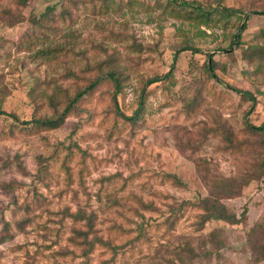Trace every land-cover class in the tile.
<instances>
[{"label": "rangeland", "instance_id": "rangeland-1", "mask_svg": "<svg viewBox=\"0 0 264 264\" xmlns=\"http://www.w3.org/2000/svg\"><path fill=\"white\" fill-rule=\"evenodd\" d=\"M72 1L0 0V264H264V133L245 124L264 123V16L236 36L264 0H184L240 11L208 27L165 0ZM97 76L59 127L30 122ZM206 197L239 224L198 228Z\"/></svg>", "mask_w": 264, "mask_h": 264}, {"label": "trees", "instance_id": "trees-1", "mask_svg": "<svg viewBox=\"0 0 264 264\" xmlns=\"http://www.w3.org/2000/svg\"><path fill=\"white\" fill-rule=\"evenodd\" d=\"M69 4H74L72 0H69L68 2ZM89 4H92V0L88 1ZM165 4L166 6L163 7V14H167L169 15L170 13L173 14V16L175 18H179L183 15H181V12H185L186 9L190 8V11L186 17L187 20H190V13L191 10L193 9L195 17L193 19V21L199 25H205L206 27H208L210 24H215L216 22H210L212 21V18H217L219 20H227L230 17H234V15L236 14H240L239 10L236 9H232V8H225V7H219V11H217L216 9H211V10H207V9H203L199 6V4H201L200 2L196 3L194 1H184V0H165ZM218 4V3H217ZM113 3L111 2L108 6H107V2L106 5H103V8L106 9L110 6H112ZM107 6V7H106ZM215 6H219V5H215ZM212 15H214V17H211ZM242 18H241V23L240 25L237 27V34L236 36L239 37V33L244 30L245 26H246V22L248 20V16L249 15H258V16H264V12H254V13H248V14H242ZM188 48V49H187ZM185 50H189V47H184L181 49H177L176 52L173 54V58H172V65L173 66V62L175 61V56L178 52L181 51H185ZM208 58V62L209 65L207 66V72H209V77L214 78V68H213V63H212V59L207 56ZM171 70V68H170ZM107 76L112 84H113V88H114V93L113 95L118 94L119 89H120V82L121 80L118 79V76L116 75L115 72L112 71H108L106 73ZM169 75L165 74L161 77H153L150 80H147L144 84V86H149L151 84H154L156 82H159L161 80H165L167 79ZM98 77V76H97ZM94 77L93 80L88 83V85L77 91L67 102L66 106L64 107L63 111L61 112V114L59 116H56L55 118H51V117H43V118H34L32 121H30L31 123L35 124L38 127H44L46 129H55L57 127H59L62 123H63V118L65 115L68 114V112L70 111V109L74 106V104L83 96H85L87 94V92H89L91 89H93L98 82L101 80L102 76L100 77ZM231 91H233L235 94H238L242 99L250 102V107H249V111L248 113L253 109L255 101L253 99V97L246 91H240L237 89H231ZM135 113H138V111H136ZM0 115H4V113L2 111H0ZM122 116V115H121ZM124 120L127 121H134L136 118L135 116L132 117H122ZM246 127L248 129V131H252V132H257V133H264V123H262L261 125H259L258 127H252L250 126L248 123H246ZM229 146L233 147L232 144H230V140H229ZM172 177V176H170ZM187 205H190L191 207H193L194 209L198 210L200 213H198L196 215V220H197V226L198 228H202L205 224L208 223H222L224 225H229V226H235L237 224H239V219L231 213L227 212V209L225 208L224 205H222L220 202H218L217 199H213L210 200L209 198H203V199H198L197 200V204H193V203H187ZM245 211H243V213H241L239 218H242L244 215ZM76 215H83L81 212H76ZM81 218V217H80ZM92 219H87L85 225L87 226L88 230L90 231V229L92 228ZM79 235L82 236L83 238H86L87 233L84 231L79 232ZM212 235H215L214 232H212ZM216 239V237H214V240ZM262 252H264V243L262 245ZM261 260H264V256L261 258Z\"/></svg>", "mask_w": 264, "mask_h": 264}]
</instances>
